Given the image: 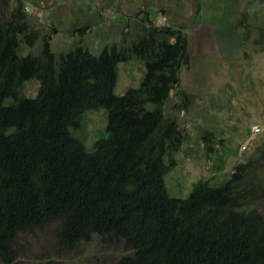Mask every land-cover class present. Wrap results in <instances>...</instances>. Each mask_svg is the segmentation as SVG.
Here are the masks:
<instances>
[{
  "label": "trees",
  "instance_id": "1",
  "mask_svg": "<svg viewBox=\"0 0 264 264\" xmlns=\"http://www.w3.org/2000/svg\"><path fill=\"white\" fill-rule=\"evenodd\" d=\"M10 1L3 0L9 16L0 14L2 262L14 263L20 233L59 221L66 249L95 235L124 240L134 253L117 264H264V214L253 207L248 164L220 185L199 180L187 198L168 192L166 176L188 139L165 108L190 62L185 32L149 23L147 11L135 39L127 25L121 43L99 55L82 44L57 54L23 0L13 9ZM38 44L39 54L21 55L22 45ZM134 59L145 63L144 79L117 96L119 65ZM32 80L40 88L28 98L23 88ZM100 109L107 128L90 151L74 132Z\"/></svg>",
  "mask_w": 264,
  "mask_h": 264
},
{
  "label": "rangeland",
  "instance_id": "2",
  "mask_svg": "<svg viewBox=\"0 0 264 264\" xmlns=\"http://www.w3.org/2000/svg\"><path fill=\"white\" fill-rule=\"evenodd\" d=\"M17 1H10V9ZM162 1L185 16L192 12L191 0ZM23 2L31 9L32 26L52 34V49L57 54L82 44L99 55L106 46L121 43L127 25L131 39H135L142 32L147 11L152 19L149 23L185 32L190 62L184 65L181 85L174 88L165 108L167 116L186 130L188 139L176 155L177 168L166 176L168 192L187 198L199 180L211 179L220 185L240 164H248L246 184L252 183L258 198L253 207L264 214V2L197 0L189 22L172 12L161 13L155 0H149L137 16L121 14L117 0L99 11L93 0H58L49 9L42 0ZM141 3L122 0L121 8L133 12ZM0 14L9 16L3 0ZM40 47L22 45L20 53L39 54ZM145 71V63L136 59L120 64L116 95L138 87ZM39 88L40 82L32 80L24 85L23 94L34 98ZM181 92L191 97L189 103ZM106 128V110L89 111L84 115L83 129L74 134L92 151ZM205 133L211 134L210 142L204 140ZM60 228L61 222L55 221L20 233L14 244L13 264H117L134 253L120 238L97 235L90 242L66 249L57 239ZM0 264L5 263L0 259Z\"/></svg>",
  "mask_w": 264,
  "mask_h": 264
},
{
  "label": "water",
  "instance_id": "3",
  "mask_svg": "<svg viewBox=\"0 0 264 264\" xmlns=\"http://www.w3.org/2000/svg\"><path fill=\"white\" fill-rule=\"evenodd\" d=\"M43 2V4H44V6L46 7V8H52L54 5H55V3H57L58 2V0H54L53 2H51V3H48V0H42ZM148 1L149 0H142V3H141V7H139V9L137 10V11H133V12H131V11H127V10H124V9H122L121 8V6H122V0H117V3H118V5H117V10L121 13V14H123V15H125V16H137V15H139L140 13H142V11L145 9V7H147V3H148ZM192 1V12H191V14L189 15V16H185L183 13H181L180 11H178L175 7H173V6H171V5H167V4H164L163 2H162V0H157V4H158V6H160L159 8H161V9H163V10H166V11H169V12H172V13H174L175 15H177L178 17H181V19L183 20V21H185V22H189V21H191V20H193V18H194V15H195V12H196V6H197V0H191ZM255 1H257V2H261V3H263L264 2V0H255ZM94 2H96V8L97 9H102V8H105V7H107L108 5H110L111 4V2H112V0H108L106 3H102V1L101 0H94Z\"/></svg>",
  "mask_w": 264,
  "mask_h": 264
},
{
  "label": "built area",
  "instance_id": "4",
  "mask_svg": "<svg viewBox=\"0 0 264 264\" xmlns=\"http://www.w3.org/2000/svg\"><path fill=\"white\" fill-rule=\"evenodd\" d=\"M26 11L31 13V9L29 7H27V6H26ZM40 16H42L41 19L43 20V15L41 13H40ZM159 22H160V24L164 23V20L163 21H159Z\"/></svg>",
  "mask_w": 264,
  "mask_h": 264
},
{
  "label": "flooded vegetation",
  "instance_id": "5",
  "mask_svg": "<svg viewBox=\"0 0 264 264\" xmlns=\"http://www.w3.org/2000/svg\"><path fill=\"white\" fill-rule=\"evenodd\" d=\"M101 1H102V3H106L108 0H101ZM93 2H94V0H93ZM162 2H163V1H162ZM95 4H96V2H95ZM95 4H94V5H95ZM164 4H165V3H164ZM155 5L158 6V4H157V0H155ZM158 7H159V6H158ZM158 7H157V8H158ZM158 9H159V8H158ZM98 10H100V9H98ZM160 10H163V9H160ZM165 11H166V10H165ZM168 12H169V11H168Z\"/></svg>",
  "mask_w": 264,
  "mask_h": 264
}]
</instances>
